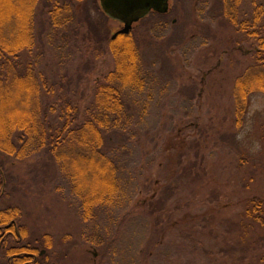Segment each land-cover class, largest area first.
<instances>
[{
    "label": "rangeland",
    "instance_id": "1",
    "mask_svg": "<svg viewBox=\"0 0 264 264\" xmlns=\"http://www.w3.org/2000/svg\"><path fill=\"white\" fill-rule=\"evenodd\" d=\"M85 4L77 20L101 19L111 36L124 28ZM223 6L222 0H170L167 14L135 23L132 33L151 71L147 90L128 97L132 112L145 119L140 177L124 224H102V246L83 238L92 225L83 223L54 160H5L10 193L0 208L21 207L30 240H52L46 251L55 264H264V226L245 215L251 199L264 202V95L251 97L241 126L234 97L257 44L232 27ZM43 8L47 19L50 4ZM41 32L36 70L45 78L42 102L56 126L65 100L82 113L88 108L95 83L114 70V61L108 52L97 59L83 38L79 50L68 43L56 58L59 40L46 25ZM132 218L143 225L133 226L134 238L111 245Z\"/></svg>",
    "mask_w": 264,
    "mask_h": 264
},
{
    "label": "trees",
    "instance_id": "2",
    "mask_svg": "<svg viewBox=\"0 0 264 264\" xmlns=\"http://www.w3.org/2000/svg\"><path fill=\"white\" fill-rule=\"evenodd\" d=\"M87 1L0 0V202L10 193V164L36 157L54 160L64 175L62 184L71 188L83 223L92 225V230L83 232V238L88 234L87 242L100 247L106 242L102 224L122 226L130 216L125 210L129 197L137 191V170L142 161L139 138L145 119L132 112L128 97L147 90L151 71L143 61L133 29L113 40L103 20L93 23L89 15L77 20L83 13L79 5L87 9ZM222 1L232 27L257 44L253 65L235 82V121L241 126L251 97L264 95V0ZM243 2L249 4V10L241 9ZM49 4L46 19L43 7ZM97 5L98 0H89L90 10L95 8L109 19ZM43 25L50 38L54 35V40H59L55 43L56 58H63L68 43L79 50L83 38L87 51L97 59L108 52L114 61V70L95 83L88 108L82 113L79 106L65 100L56 126L42 102L47 92L45 78L36 70L42 55L38 48ZM168 26L162 24L163 29ZM85 28L88 33L82 30ZM20 208L14 204L0 208V264H50L49 254L36 258L39 249H52V240L43 244L30 240ZM103 214L105 221L101 220ZM245 215L264 226V202L251 199ZM136 220L126 223L123 234L114 237L111 245L134 238L133 230L138 228L133 226H143Z\"/></svg>",
    "mask_w": 264,
    "mask_h": 264
},
{
    "label": "water",
    "instance_id": "3",
    "mask_svg": "<svg viewBox=\"0 0 264 264\" xmlns=\"http://www.w3.org/2000/svg\"><path fill=\"white\" fill-rule=\"evenodd\" d=\"M100 4L110 19L124 25L123 29L113 35V40L120 34L128 35L134 24L151 12L167 14L170 9V0H100Z\"/></svg>",
    "mask_w": 264,
    "mask_h": 264
},
{
    "label": "flooded vegetation",
    "instance_id": "4",
    "mask_svg": "<svg viewBox=\"0 0 264 264\" xmlns=\"http://www.w3.org/2000/svg\"><path fill=\"white\" fill-rule=\"evenodd\" d=\"M39 250H40V252H39V256L36 258V260H38V258L43 259L44 256L48 254L47 251H46V249H44V248H41V249H39ZM49 262H50V264H55V262H52V258H51V259L49 258ZM64 263H66V261H62V262L59 263V264H64Z\"/></svg>",
    "mask_w": 264,
    "mask_h": 264
}]
</instances>
